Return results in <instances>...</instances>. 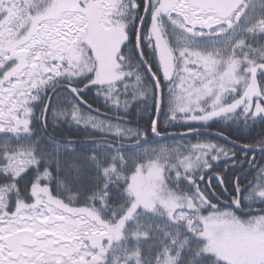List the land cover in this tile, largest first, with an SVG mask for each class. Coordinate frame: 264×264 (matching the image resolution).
<instances>
[{
	"label": "snow or ice",
	"instance_id": "1",
	"mask_svg": "<svg viewBox=\"0 0 264 264\" xmlns=\"http://www.w3.org/2000/svg\"><path fill=\"white\" fill-rule=\"evenodd\" d=\"M0 264H264V0H0Z\"/></svg>",
	"mask_w": 264,
	"mask_h": 264
},
{
	"label": "trees",
	"instance_id": "2",
	"mask_svg": "<svg viewBox=\"0 0 264 264\" xmlns=\"http://www.w3.org/2000/svg\"><path fill=\"white\" fill-rule=\"evenodd\" d=\"M171 131V130H170ZM161 143L167 142V141H160Z\"/></svg>",
	"mask_w": 264,
	"mask_h": 264
},
{
	"label": "rangeland",
	"instance_id": "3",
	"mask_svg": "<svg viewBox=\"0 0 264 264\" xmlns=\"http://www.w3.org/2000/svg\"><path fill=\"white\" fill-rule=\"evenodd\" d=\"M164 143H166V142H164Z\"/></svg>",
	"mask_w": 264,
	"mask_h": 264
},
{
	"label": "water",
	"instance_id": "4",
	"mask_svg": "<svg viewBox=\"0 0 264 264\" xmlns=\"http://www.w3.org/2000/svg\"><path fill=\"white\" fill-rule=\"evenodd\" d=\"M157 139H159V138H157Z\"/></svg>",
	"mask_w": 264,
	"mask_h": 264
}]
</instances>
